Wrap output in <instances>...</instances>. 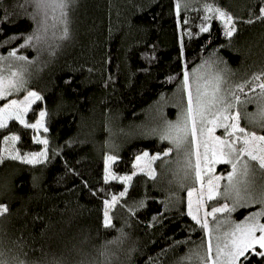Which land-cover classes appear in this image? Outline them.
<instances>
[{"label": "trees", "instance_id": "trees-1", "mask_svg": "<svg viewBox=\"0 0 264 264\" xmlns=\"http://www.w3.org/2000/svg\"><path fill=\"white\" fill-rule=\"evenodd\" d=\"M209 3L232 14L236 31L231 37L216 16H209L207 32L199 30ZM263 6L264 0H75L67 9L68 39H58L64 27L58 24L40 42L20 48L25 37L38 32L42 13L33 18L31 0H0V41L20 37L0 47V56L18 49L17 55L27 57L2 62L5 75L24 73V88L11 96L29 89L41 94L29 120L45 107L48 141L43 163H0V203L9 209L0 217V260L189 264L185 258L198 250L196 264H202L207 237L187 214L188 189L198 180L185 167V150L162 155L172 144L155 128L164 123L163 115L175 117L176 107L164 99L176 92L185 70L204 60L215 61L228 85L248 87L246 82L264 72V22L256 19ZM249 19L253 23H244ZM257 94L241 98L250 101L238 105L242 114L253 112ZM242 120L261 128L260 120L258 125L245 116ZM6 125L0 129V153L10 133L18 135L16 146L22 152L42 147L33 128L16 118ZM144 150L161 153L154 161L155 178L145 172L131 177L125 195L110 210L112 226L106 228L104 201L125 184L106 181L104 156L116 154L112 168L127 173ZM191 159L194 164L193 154ZM227 169L225 163L217 165L218 171ZM257 206L230 214L243 219ZM245 255L236 264H264V257L251 250Z\"/></svg>", "mask_w": 264, "mask_h": 264}, {"label": "snow or ice", "instance_id": "snow-or-ice-1", "mask_svg": "<svg viewBox=\"0 0 264 264\" xmlns=\"http://www.w3.org/2000/svg\"><path fill=\"white\" fill-rule=\"evenodd\" d=\"M36 8V15L43 14V19L39 22L40 28L37 33H33L25 37V42L20 45V48L33 46V42H40L44 38L50 29H55L58 24H62L63 31L58 37L60 40L68 39L69 32L67 27V9L71 6L75 0H31ZM49 11L53 13L51 15V22H49ZM59 12V16L55 15ZM208 11H213L209 8ZM218 18H220L224 25V34L227 37H231L236 31L233 17L226 14L224 11L219 9L215 10ZM260 14L256 17L257 20L264 22V7L259 10ZM208 19V17H205ZM244 23L251 24L253 20L249 19ZM201 32H207V27H202ZM2 33V30H0ZM55 33H53L54 35ZM20 37L12 36L8 37L3 41H0V47L10 43L14 39ZM18 49H13L8 52L7 57L0 56V100H7L13 92H19L25 86L24 73L22 71H11L7 76L4 74L2 62L13 58L18 61H27V57L23 55H17ZM30 63V62H29ZM10 67V66H9ZM256 81H261L256 87L260 89V97L264 99V72L256 75L254 78ZM226 83L221 77H217L216 81L211 84H205L204 90L197 88V95L195 101L191 91L188 92L187 106L185 115L181 120L175 123L167 124L165 130L161 134V138L169 140L172 147L165 151L162 155L168 156L175 150H185L186 161L185 167L191 169L194 173L195 179H202V168L201 162L203 161L204 170L211 172L215 164L227 163L231 165V171L228 172L227 176H215L213 179L208 180L207 199L209 201L216 199L217 197L226 198L233 200V206L229 207L227 203L221 206H213L210 211L204 213L202 219L199 213V207L196 212L192 211V202L189 200V211L188 215L191 216L192 220L205 232L206 241L203 242L205 245V255L201 257L202 264H236L239 257L244 256L245 259L248 257L245 255L246 252L251 250L256 255L264 257V251H256V247L264 249V223H259V218L264 217V207L259 211L250 214L245 224H236L235 227L228 232L223 233V238L220 235L214 236V233L219 231L222 226V222L217 219L218 213H231L236 211L238 207H247L250 203H259L264 205V188L261 189L260 193L254 198L250 191L251 184L247 181V177L251 172L260 170L264 174V135H258L255 131L249 132L246 128L240 126L241 113L240 111L231 112L230 110L235 109L237 105L243 106L244 103L250 101H242L240 95L237 93H244L246 85L236 86L235 91L224 93L222 85ZM247 84L252 83L251 81L246 82ZM184 85L187 88L189 86L188 73L184 74ZM255 92V88L252 89ZM41 97L33 91L27 92V95L23 100L17 101L15 99L7 101L3 108H0V129L5 128L6 119L11 118L5 117V113L9 109L22 108L24 112L28 110L37 100ZM220 106V107H218ZM213 109H216L213 111ZM46 113L41 111L39 113L40 119L34 124L26 123L23 116L16 114L15 118L24 125L26 128L38 129L43 127L44 117ZM257 116H249L245 113V119L251 121L256 119ZM258 118L261 121L259 127L264 128V106L261 107L258 113ZM211 125V127H209ZM217 128H223L226 133V137L215 136L213 133ZM47 131V128H44ZM207 136L210 138L212 144L209 147V140L203 141L204 153L201 157L199 148L200 143L198 137ZM5 140H11L13 143L19 140L18 136L5 137ZM37 143L47 145L48 141L36 140ZM196 145L195 151V163L191 159L192 153L187 151L191 146ZM209 152L211 155H209ZM148 153H144V157H147ZM46 158V152L32 153L24 155L23 157L19 152H7L6 156L0 155V163H3L4 159L22 160L27 164H39L43 163ZM160 154L151 157L152 160L161 159ZM246 158V159H245ZM109 161L115 159V157H108ZM137 162L143 157L138 156ZM251 162H256L253 165ZM154 179L155 174L149 173ZM239 177V178H238ZM106 181L108 177H105ZM112 179H120L122 181L131 180V176L126 177H115ZM226 180L223 191L219 190V181ZM121 196L125 193L121 192ZM188 196H192V192H188ZM204 193L201 191L198 204L203 205ZM117 197L113 196L111 201H105V213H104V226L111 227V217L108 214L107 209L115 206ZM9 211L5 205H0V217H3ZM208 217H212L214 226L210 228ZM259 233L257 235L256 233ZM213 239L216 240L215 248H213ZM215 252V255H213ZM187 259V258H185ZM0 264H6L5 261L0 260ZM55 264V262H54ZM183 264V262H180Z\"/></svg>", "mask_w": 264, "mask_h": 264}, {"label": "rangeland", "instance_id": "rangeland-1", "mask_svg": "<svg viewBox=\"0 0 264 264\" xmlns=\"http://www.w3.org/2000/svg\"><path fill=\"white\" fill-rule=\"evenodd\" d=\"M209 8L213 9V11H208ZM216 9L224 11L226 14L232 16V14L230 12H227L225 9H223V8H221V7H219V6L215 5V4L209 3L205 7L204 15H203L204 16V21L198 26L199 30L202 27H208V19H205V17L209 18V16H216L218 18L217 13L215 11ZM50 15H53V13H51V11H49V16ZM55 15L59 16V12L57 11L55 13ZM41 16L43 18V14H41ZM223 25H224V23H223ZM224 28H225V25H224ZM214 62L213 61H209V60H204L203 62H201L200 64L196 65L192 69L185 70V72H187L188 76H189V86L187 88L185 87V85H184V76H183L182 82L179 85V87L177 88L176 92H174L173 94L169 95L167 98L164 99V102H167V101L171 102L168 105L171 104V105L176 107V115H175V117L172 120H167L165 118V115L162 116L163 117L162 120H164V123L161 126L155 128V131L157 130L158 134L161 135L163 133V131L165 130L167 124L175 123V122H177L178 120H181L184 117L186 106H187V98H188V92L189 91H191L192 96H193V100L195 101L198 87L201 89V91H203L205 84L214 83L216 81L217 77H221L224 81H227V79L222 76L223 74L220 75L217 67L214 65ZM5 76H7V75H5ZM260 82L261 81H256V80L253 79V81H252L250 86H248V87L245 86L244 93H246L247 95H250V93L253 92L252 91L253 88H255V92L260 93V89L258 87H256L257 84L260 83ZM222 88H223L224 93L236 90V86L228 85V84H225V83L222 85ZM29 91L36 92L41 97V94L36 89H29L22 95L11 96V97L9 96L7 98V100H0V108H3L5 106V104L7 103V101H9V100H13V99H15L17 101L23 100L24 97L27 95V92H29ZM237 94L240 95V98L245 96L244 94H241V93H237ZM179 95H181V99H180ZM255 98H256V102L253 104L254 110L249 116H257V118L256 119H252L251 121L248 120V122H250V123L255 122L257 124V122L259 121L258 113L260 112L261 107L264 106V99H262L259 94H257V96H255ZM243 100L244 101H248V99L245 100L244 98H243ZM37 101H39V100H37ZM37 101L32 103L31 106L28 107V110L26 112H24L22 110V108H13V109H9L8 112H6L4 115H5V117H9L10 116L11 118H15L16 114H19V115L23 116V119L25 120L26 123L34 124V123H36L37 120L40 119L39 113L41 111H44L46 113L45 107L42 106L38 110V112L35 114L34 120L33 121L29 120L30 119L29 118V112L33 111V106H34V104ZM218 107H220V106H218ZM215 110L216 109H213V111H215ZM230 111L231 112L240 111V113H241L240 126L241 127L246 128V130L249 131V132L255 131L258 135H264V133L262 132L261 128L254 129V128L248 127L246 124L242 123V121H243L242 117L245 116V115L242 114V112L240 110V107L238 105H237V107L235 109H232ZM158 115L161 116L162 112H158ZM9 119L10 118H7L6 122ZM209 127H211V125H209ZM254 127H257V126H254ZM44 128H47L46 124H45V117H44L43 127L38 128V129H34V138H35V140H45V139L47 140V134H46V131H44ZM13 135L18 136L15 133H10L6 137H11ZM213 135L220 136L222 138L226 137V133H225V130L223 128H217L215 130V132L213 133ZM205 139L209 140V147H211V144H212L210 138H208L207 136L198 137V141H199V143L201 145L200 148H199L201 157H203V153H204V150H205L204 146H203V141ZM9 151L19 152L20 155L23 157L24 155H29V154H32V153L46 152L47 149H46V145L42 144V147L39 150L22 152L16 146V141L13 143L11 140H7L6 141L5 138H4L0 155L6 156L7 152H9ZM189 151L193 154V159H194V162H195V159H196V157H195L196 145L193 144L191 146V148L189 149ZM145 152L148 153L147 157H144V153ZM157 154L161 155V153H159V152H150L148 150L141 151L134 158V168H133V170L131 172H127V173H119V172H116L112 168V163H113L114 160L109 161V159H108V157H110V156L116 158L117 155L114 154L113 152H108L104 156V177H108V179H112L113 176H115L117 178L126 177V176H131L132 177L137 172H145L147 174L154 172V174H155V165H154V161L155 160H152L151 157L154 156V155H157ZM209 155H211L210 152H209ZM138 156L143 157V159H141L139 162H137V159H136ZM251 163L255 164L256 162L255 163L251 162ZM225 164H227V163H225ZM217 165L218 164H215L214 166H212L213 167V171L208 172V171L204 170L203 161H202L201 162L202 179H197L198 180L197 185L194 186V187H190L188 189V192L189 191L192 192V196L189 197L188 194H187V211H189V200H191V202H192V211L195 213L197 208L199 207L198 215L202 219L204 218V213L206 211H210L213 206H221L224 203H227L229 205V207L233 206V200H230V199L220 198V197H217L216 199H213L211 201H209L207 199L208 180L209 179H213V182L215 183V180H214L215 176H218V175L219 176H227L228 172H230L232 170L231 169V165L227 164L228 165V169L226 171H218L217 170ZM258 173L260 174L259 170H256L254 173L250 171L249 176L246 178L247 181H249L250 184H251L250 191L252 192L254 198L260 193L261 189L264 188V181L262 180L263 178H262L261 174L259 176ZM118 180H120V179H118ZM120 181H122V180H120ZM123 182L125 184L124 188L122 190H120L119 192H117V193L109 195L105 199V201H111L113 196L117 197V200H118L120 198V196H121L120 193L121 192L125 193L130 180L129 181H123ZM226 182L227 181L224 180V179H222V180H220L218 182L219 183V190L221 192L223 191V188H224V185H225ZM201 191H203V193H204L203 205L202 206H200L198 204V200L200 198ZM253 204L254 203H250V205H253ZM257 204H258V206L256 207V209L250 211L243 219H239V220L234 219L231 216L230 213H218L217 214V219L222 222V226L220 227L219 231L214 233V236L220 235L223 238V233L231 231L235 227L236 224H245L247 222V218L250 216V214L257 212L262 207H264V205H261L259 203H257ZM0 205H5V203H0ZM105 210H106V208H105V203H104V213H105ZM110 210H111V208L107 209L108 214L111 217ZM207 219L209 221L210 228L213 227L215 222L213 221L212 217H208ZM259 223H264L262 221V217L259 218ZM256 234L259 235L258 232ZM215 244H216V240L213 239V248H215ZM256 249L264 251V249H260L259 246H257ZM3 252L4 251L0 247V258H2V255L4 254ZM213 255H215V252H213ZM189 256L187 257V259H185L186 262L189 263V264H196L197 258H199L201 256V253L198 252V250H195V251H193V253H191V255L189 254Z\"/></svg>", "mask_w": 264, "mask_h": 264}]
</instances>
